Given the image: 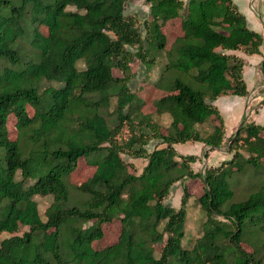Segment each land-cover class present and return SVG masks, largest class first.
Wrapping results in <instances>:
<instances>
[{
  "label": "trees",
  "instance_id": "1",
  "mask_svg": "<svg viewBox=\"0 0 264 264\" xmlns=\"http://www.w3.org/2000/svg\"><path fill=\"white\" fill-rule=\"evenodd\" d=\"M126 1L0 0V233H10L0 237V264H263L264 125L242 119L228 136L230 156L202 171L173 146L223 142L213 100L247 93L237 51L257 53L260 33L233 0H145L141 34L123 13ZM171 18L180 32L165 49L161 27ZM161 49L152 104L169 115L163 128L127 84L133 55L149 68ZM112 97L110 127L101 109ZM124 123L130 134L119 142ZM151 138L159 141L146 149ZM121 151L144 157L139 172ZM79 158L94 168L72 184ZM245 175L250 190L233 200ZM184 178L202 182L194 198L204 218L190 246L181 244L187 185L177 207L164 201ZM34 194L50 196L44 218ZM113 219L116 239L94 248Z\"/></svg>",
  "mask_w": 264,
  "mask_h": 264
},
{
  "label": "rangeland",
  "instance_id": "2",
  "mask_svg": "<svg viewBox=\"0 0 264 264\" xmlns=\"http://www.w3.org/2000/svg\"><path fill=\"white\" fill-rule=\"evenodd\" d=\"M264 3V0H262ZM248 2V0H247ZM250 2V0H249ZM123 13L127 16H130L133 19V22L141 32L144 34V30L142 28V23L148 17V3L145 0H127L124 6ZM162 32L165 35V49L168 48L175 38V36L180 32V28L178 26L177 19H168L167 22L161 27ZM128 49L131 51H135L137 47L135 45H126ZM237 53L241 54V51H237ZM155 59L154 62L150 64L149 68H146V64L142 62L136 55H133L132 59L129 62V78L127 79V84L131 90H133L140 98H144L145 102L142 104L140 110L143 113H149L150 118L153 121H156L163 126L168 125L169 115L166 112L157 113L153 110L152 101L155 97L160 95L159 89L153 87V83L155 79L158 77L161 72L163 65L166 61L164 50H158L154 53ZM264 61V59H262ZM261 60V61H262ZM259 64V72L263 74L264 77V64ZM77 66L82 67L83 63L81 60L77 61ZM113 74H119L120 72L116 68H112ZM264 79V78H261ZM258 90L262 91L264 94V80L262 86H259ZM263 96V95H262ZM262 102V101H261ZM114 97L111 98L107 107L101 109V113L106 119L108 125L112 127L114 124ZM224 112V111H223ZM245 119L244 116L242 118ZM241 119V120H242ZM251 119V118H249ZM264 124V121L260 119H256ZM136 121V119H134ZM234 123L231 125V121L226 118V128L225 131L228 133L224 135L223 142L214 148H210L209 146L203 144L199 141L187 140L184 143H181L178 146V150L182 152L183 150L189 151L190 153L195 155V160L190 162V166L193 170L202 171L204 167L208 165L218 164L222 159H226L230 156L231 150H229L228 144L229 139L228 136L235 130L232 129ZM198 129L202 134H204L208 127L206 123L197 124ZM237 127V126H236ZM9 137L13 138L16 135L15 129L10 126L9 127ZM136 128V127H135ZM232 131L229 133V131ZM164 130V129H163ZM130 134L128 124L124 123L118 133L116 134L117 141H122ZM159 140L151 138L145 144L146 149L152 148L155 144L158 143ZM204 151L206 154H204ZM178 153V152H177ZM121 157L124 160L130 161L133 165V168L129 170L139 172L142 165L145 162L144 157L142 156H132L129 153L120 152ZM93 166L88 164L84 158H79L77 160V164L74 169L69 173L68 181L72 184L78 183L81 180H84L87 176H89L93 170ZM246 175L242 176L237 183L233 184L234 194L232 199L237 200L244 197L250 189L246 187ZM186 184L188 187V196L185 204V220H184V234L181 239V244L183 246H190L193 242L194 238L200 234L201 229V221L204 218L203 212L201 211L199 205L195 201V196H197L202 191V182L198 178L193 179H182L175 181L169 188L168 194L165 196L164 201L166 203L171 204L174 207L179 205V198L182 193V185ZM34 199L37 203V208L39 214L42 218H44V209L50 202L49 195H40L34 194ZM26 229V226L21 227L17 233H20L22 230ZM102 236L98 239H94L91 242V245L94 248H101L102 246L113 242L119 231V222L116 219H113L109 222L102 224ZM10 233L3 231L0 233V237L7 236ZM155 251L158 249V245H154ZM264 264V263H263Z\"/></svg>",
  "mask_w": 264,
  "mask_h": 264
},
{
  "label": "crops",
  "instance_id": "3",
  "mask_svg": "<svg viewBox=\"0 0 264 264\" xmlns=\"http://www.w3.org/2000/svg\"><path fill=\"white\" fill-rule=\"evenodd\" d=\"M238 9L244 14L248 25L258 31L262 37L257 53H241L244 58L242 75L246 84L245 95L221 94L213 102L218 107L224 123V135H227L226 118L231 121L232 129L239 124L241 119L262 124L256 119L264 121V103L261 102L263 92L258 90L262 86L263 74L259 72V62L264 59V3L262 0H233ZM224 111V112H223ZM251 118V119H249ZM264 125V124H262ZM234 128V129H235ZM229 131V133L232 131ZM186 142V141H185ZM184 142L174 143L173 146L178 153H190L183 150L180 152L178 146Z\"/></svg>",
  "mask_w": 264,
  "mask_h": 264
}]
</instances>
